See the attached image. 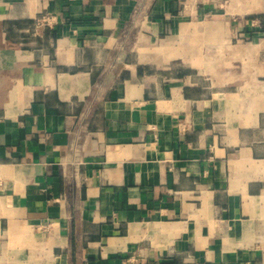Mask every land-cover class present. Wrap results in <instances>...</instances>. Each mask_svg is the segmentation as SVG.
<instances>
[{
    "label": "crops",
    "instance_id": "crops-1",
    "mask_svg": "<svg viewBox=\"0 0 264 264\" xmlns=\"http://www.w3.org/2000/svg\"><path fill=\"white\" fill-rule=\"evenodd\" d=\"M124 260L264 264V0H0V264Z\"/></svg>",
    "mask_w": 264,
    "mask_h": 264
},
{
    "label": "built area",
    "instance_id": "built-area-1",
    "mask_svg": "<svg viewBox=\"0 0 264 264\" xmlns=\"http://www.w3.org/2000/svg\"><path fill=\"white\" fill-rule=\"evenodd\" d=\"M54 22H55L54 21V16L49 15V14H45V15L41 16L37 20L36 24H37V26H40V25H43V24L51 26ZM120 264H128V262L124 260Z\"/></svg>",
    "mask_w": 264,
    "mask_h": 264
}]
</instances>
